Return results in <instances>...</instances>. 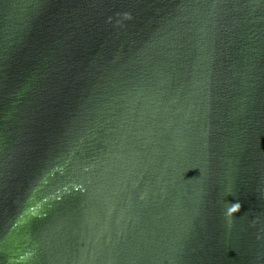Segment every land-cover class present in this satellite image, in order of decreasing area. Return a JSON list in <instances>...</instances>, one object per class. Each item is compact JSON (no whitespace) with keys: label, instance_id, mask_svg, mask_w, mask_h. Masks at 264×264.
<instances>
[{"label":"water","instance_id":"1","mask_svg":"<svg viewBox=\"0 0 264 264\" xmlns=\"http://www.w3.org/2000/svg\"><path fill=\"white\" fill-rule=\"evenodd\" d=\"M0 264H264V0H0Z\"/></svg>","mask_w":264,"mask_h":264},{"label":"clouds","instance_id":"2","mask_svg":"<svg viewBox=\"0 0 264 264\" xmlns=\"http://www.w3.org/2000/svg\"><path fill=\"white\" fill-rule=\"evenodd\" d=\"M240 209H241V204L240 203H234V204H232L229 208H228V210H227V215L229 216V217H231L233 214H235V213H237L238 211H240Z\"/></svg>","mask_w":264,"mask_h":264}]
</instances>
